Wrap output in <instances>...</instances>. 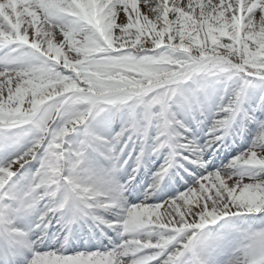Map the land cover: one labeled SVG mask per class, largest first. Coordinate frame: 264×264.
Masks as SVG:
<instances>
[{
	"label": "snow or ice",
	"instance_id": "snow-or-ice-1",
	"mask_svg": "<svg viewBox=\"0 0 264 264\" xmlns=\"http://www.w3.org/2000/svg\"><path fill=\"white\" fill-rule=\"evenodd\" d=\"M237 218L264 221V0H0V264H217L233 235L223 264H264Z\"/></svg>",
	"mask_w": 264,
	"mask_h": 264
},
{
	"label": "bare ground",
	"instance_id": "bare-ground-1",
	"mask_svg": "<svg viewBox=\"0 0 264 264\" xmlns=\"http://www.w3.org/2000/svg\"><path fill=\"white\" fill-rule=\"evenodd\" d=\"M250 141H251V136H248L247 138H245L244 136L237 137L235 144H231V141H230L229 143L231 144V147H229L227 149L226 155H229L232 152H236V151L240 152V151H242L243 149H245L248 146V144H250ZM227 162H225V164ZM217 163L219 164L220 161L218 160ZM138 180H140L141 183H143V184L150 183L151 182L150 173L147 172V171L142 170L141 173H140V176L138 177ZM137 198H138L137 195L134 194L132 197H130L128 202L129 203H135V202H131V201H133L134 199H137ZM234 222L232 224L233 228H239V227H243L244 228V227L252 225V224H256L257 225V223L260 222V219H258V218L255 219V220H253L252 218L242 219V223H240V224H237V223L235 224ZM218 227H219V225L213 226V229H217ZM110 235H112L114 238L118 239L116 237L115 233H110ZM233 239H234V241H233ZM233 239L230 237V239L224 245V247L221 248L219 251H217L215 253V257L214 258H215L217 264H222V259H220V257H222V256L224 257V255H229L231 253V244H232V241L235 242V235H233ZM104 243L107 244V241H105ZM222 250H223V252H222ZM224 252H226V253H224Z\"/></svg>",
	"mask_w": 264,
	"mask_h": 264
},
{
	"label": "rangeland",
	"instance_id": "rangeland-1",
	"mask_svg": "<svg viewBox=\"0 0 264 264\" xmlns=\"http://www.w3.org/2000/svg\"><path fill=\"white\" fill-rule=\"evenodd\" d=\"M225 40H226V38H225ZM259 115V114H258ZM250 143H251V141H250ZM239 151V150H238ZM239 152H232V153H230L229 155H226L227 156V159H224L223 160V163H225V162H227L228 160H230L231 158H232V156L233 155H236V154H238ZM218 164V163H217ZM219 165V164H218ZM131 202H138V199H134L133 201H131ZM235 224L237 223V224H240V223H242V218H238V219H236L235 220V222H234ZM260 223H264V221H261L260 220V222L259 223H257V225L258 224H260ZM232 228H233V225L231 226ZM240 229H243V227H239ZM212 234L214 235V236H216V235H218V234H221V230H220V228L218 227L217 229H212ZM222 252H223V250H222ZM224 253H226V252H224ZM228 258V255H224V257L222 256V257H220V259H222V264H223V262L226 260Z\"/></svg>",
	"mask_w": 264,
	"mask_h": 264
}]
</instances>
